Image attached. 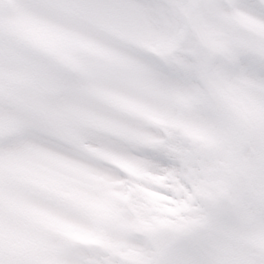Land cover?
<instances>
[{
	"label": "snow or ice",
	"instance_id": "obj_1",
	"mask_svg": "<svg viewBox=\"0 0 264 264\" xmlns=\"http://www.w3.org/2000/svg\"><path fill=\"white\" fill-rule=\"evenodd\" d=\"M0 264H264V0H0Z\"/></svg>",
	"mask_w": 264,
	"mask_h": 264
}]
</instances>
